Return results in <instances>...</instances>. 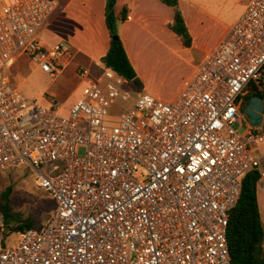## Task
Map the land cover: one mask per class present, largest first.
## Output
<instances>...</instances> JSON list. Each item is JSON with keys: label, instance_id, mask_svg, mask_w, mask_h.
Masks as SVG:
<instances>
[{"label": "built area", "instance_id": "obj_1", "mask_svg": "<svg viewBox=\"0 0 264 264\" xmlns=\"http://www.w3.org/2000/svg\"><path fill=\"white\" fill-rule=\"evenodd\" d=\"M0 1V172L27 165L55 203L42 228L0 248V264H232L230 215L250 171L264 190V118L244 111L250 86L264 103V0L174 98L79 67L83 95L67 113L26 95L13 69L27 57L56 79L70 66L64 41L39 39L60 0Z\"/></svg>", "mask_w": 264, "mask_h": 264}, {"label": "rangeland", "instance_id": "obj_2", "mask_svg": "<svg viewBox=\"0 0 264 264\" xmlns=\"http://www.w3.org/2000/svg\"><path fill=\"white\" fill-rule=\"evenodd\" d=\"M87 7V4L82 7L83 11L87 12ZM86 12L84 13L87 14ZM167 15L171 16L170 12H165L164 20H166ZM65 18L64 21L67 20ZM81 18H77L74 14L73 19L70 17L68 20L69 31L75 38L74 41L78 47L81 45L82 35L88 36V31L83 32V27L81 28L78 22ZM84 19L87 18L84 17ZM198 22L199 19L194 14L188 21L190 33L195 39L194 46L191 47L184 46L180 37L168 30L166 25L161 34V41H150L145 33L139 31L137 34L131 35L138 46L137 50L136 48L132 49L131 55L143 81V90L161 99L174 98L198 66L208 57L202 61H197L201 49L209 50L218 38L226 32L229 17H205L201 21L203 23L201 27H198ZM164 23L166 24V22ZM80 33L81 35H79ZM56 37L52 43L63 41L60 36ZM66 45L70 46L69 43ZM76 52L77 49H73L72 53L75 54ZM77 54L78 56L84 54L83 49ZM80 66L84 65L79 64L78 68ZM69 69H66L58 78L53 79L48 74L40 70H33L32 66H28L27 73L24 74L21 81V88L28 95L38 98L46 104L51 102L49 99L51 97L48 95L54 96L58 105L63 109L62 112L67 113L83 95V88L80 86L82 78L77 71L76 74L69 73ZM234 126L242 132L245 129L242 120L235 123ZM80 154L84 155V149H81ZM7 187L13 189L11 203L16 211L25 216H30L39 225L49 220L55 208L54 203L50 196L38 186L36 175L30 167L20 164L13 169L0 173V193ZM258 195L264 216V190H258ZM2 221L3 217L0 215V248L14 244L18 236L17 233L4 234Z\"/></svg>", "mask_w": 264, "mask_h": 264}, {"label": "crops", "instance_id": "obj_3", "mask_svg": "<svg viewBox=\"0 0 264 264\" xmlns=\"http://www.w3.org/2000/svg\"><path fill=\"white\" fill-rule=\"evenodd\" d=\"M249 2L250 0H179V7L185 16L187 26L188 21L193 17V14L199 19V22L197 23L198 27L203 25L201 21L205 19V17L223 18L228 16L229 22L226 26L227 31L240 18ZM86 4L88 5L87 12L82 9ZM105 6L106 0H60L59 11L40 31L39 39L47 45L54 44L52 42L57 38L56 36H60L66 44L69 43L71 53L73 52V49H77L75 54L72 53L71 64L67 68H70L69 73L76 74V69L79 64L84 65L80 67H86L89 69V79L95 78L102 72V69L105 66L102 62V57L108 52L110 46V36L105 22ZM124 8L127 10L126 20L122 19V9ZM114 10L118 17V31L120 37L123 40L128 56L137 71L131 52L132 49L134 50L136 48L137 50L138 46L135 44L131 35L134 33L137 34V31H139L145 33L148 38H150V41H161V34L164 32L165 25L167 29L170 30L168 28V23H171L174 19V9L164 4L161 0H117ZM165 12H170L171 14V16H166V20H164ZM74 14L77 18L82 17L78 22L81 28L83 27V32L88 31V36H84V34L82 35L81 45L79 47L74 41L75 38L71 31H69L68 26V20L70 17L73 19ZM64 17H66L65 19L67 20L64 21ZM84 17L87 19L85 20ZM164 22H166V24ZM225 33L226 32L218 38L209 50L202 48L197 61L205 59L221 41ZM79 35H81V33ZM193 42L195 43L194 38ZM194 43H192L193 46ZM82 49L84 54L78 56L77 53L82 51ZM28 66H32L33 70L42 71L27 57L21 58L16 67L13 68L14 72H16L15 82L20 88L21 81L23 80L24 74L27 73ZM137 74L140 77L138 71ZM85 83L86 81L82 79L80 86L83 88ZM23 92L28 95L24 90ZM259 206L263 216L260 200Z\"/></svg>", "mask_w": 264, "mask_h": 264}, {"label": "trees", "instance_id": "obj_4", "mask_svg": "<svg viewBox=\"0 0 264 264\" xmlns=\"http://www.w3.org/2000/svg\"><path fill=\"white\" fill-rule=\"evenodd\" d=\"M161 1L174 9V19L168 23V28L180 37L184 46L191 47L193 37L179 7V0ZM116 4L117 0H106L105 22L110 36V46L108 52L102 57V62L128 79L136 88L143 89V81L138 76L118 31V17L114 10ZM126 18L127 10L124 8L122 9V19L126 20ZM258 95L261 96V93L257 89L252 86L248 87L244 96L245 103L252 96ZM258 178V170H252L247 174L243 180L238 202L231 211L228 242L232 264L264 263V218L259 206ZM12 193V187H7L0 193V215L3 217L2 232L12 234L30 228H42L46 224L45 222L39 225L36 220L23 215L12 207Z\"/></svg>", "mask_w": 264, "mask_h": 264}, {"label": "water", "instance_id": "obj_5", "mask_svg": "<svg viewBox=\"0 0 264 264\" xmlns=\"http://www.w3.org/2000/svg\"><path fill=\"white\" fill-rule=\"evenodd\" d=\"M263 99L260 96H252L245 106V114L252 124L259 126L264 118Z\"/></svg>", "mask_w": 264, "mask_h": 264}]
</instances>
